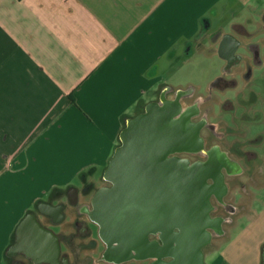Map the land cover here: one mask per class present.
Listing matches in <instances>:
<instances>
[{
    "label": "crops",
    "instance_id": "obj_1",
    "mask_svg": "<svg viewBox=\"0 0 264 264\" xmlns=\"http://www.w3.org/2000/svg\"><path fill=\"white\" fill-rule=\"evenodd\" d=\"M238 1L0 0V264H58V218L65 229L70 202L106 185L127 120L172 87L161 68L182 52L228 66L218 47L231 31L213 19ZM246 179L211 214L220 233L203 264H264L263 166Z\"/></svg>",
    "mask_w": 264,
    "mask_h": 264
},
{
    "label": "water",
    "instance_id": "obj_2",
    "mask_svg": "<svg viewBox=\"0 0 264 264\" xmlns=\"http://www.w3.org/2000/svg\"><path fill=\"white\" fill-rule=\"evenodd\" d=\"M193 113L176 97L150 102L127 120L121 144L104 172L110 186L101 187L92 200V217L111 253L119 251L111 244L119 238L125 248H146L140 256L155 257L157 264H203V246L211 236L208 227L216 225L208 215V199L212 192L221 196L224 188L213 172L204 173L209 165H191L179 156L199 152L202 146L201 125L192 120ZM218 157L220 169L228 168V158ZM208 177H213V185H207ZM202 187L207 202L189 207V200L200 196ZM152 235L159 236L161 244L150 240ZM168 255L177 260L162 262Z\"/></svg>",
    "mask_w": 264,
    "mask_h": 264
},
{
    "label": "rangeland",
    "instance_id": "obj_3",
    "mask_svg": "<svg viewBox=\"0 0 264 264\" xmlns=\"http://www.w3.org/2000/svg\"><path fill=\"white\" fill-rule=\"evenodd\" d=\"M221 13L220 16L213 19L215 23L214 27H222L230 32L233 30V26L244 25L250 33H255L252 38L253 42H264V30H260L264 15V0L238 1L234 4L233 10L228 12L222 11ZM182 53L184 54V52ZM183 54L182 57L174 60L173 64L161 68V74L165 78L164 84L176 89H191L194 87L196 89L194 98L201 94L205 95L209 84L225 71V62L216 54H206L203 52L196 53L191 59L185 61L186 56H183ZM261 56L264 59V46L262 47ZM239 79L240 84L237 89H228L220 95V101L225 103V108L218 107L214 110L215 103L219 101V99L215 98L209 103L202 105L203 110L205 107L210 106L209 121L215 123L214 132L208 128H205L201 132L202 136L207 139L208 145L219 143L224 150H227L231 156L241 163L243 172L238 177L239 179L226 175V181L230 189L236 188L237 181L239 180H244L247 187L249 183H252V181H246L248 174L261 170L262 166L264 169V65L254 67L252 76L247 82H244L245 78L240 77ZM172 96L173 94L169 95V97ZM194 98L184 101V104L191 103ZM193 120L196 121L197 119ZM210 155L211 157L204 162L198 161L189 164L206 163V165H209L204 173L213 172L216 180L222 185L221 188L225 189L220 171L222 161L218 160L219 150L213 148ZM189 157L191 160L199 158L194 154L189 155ZM229 167L237 169L236 165L232 163L229 164ZM200 176L201 180L203 175L200 174ZM74 183L78 184L79 179H76ZM104 183L108 184L109 182ZM258 183L260 184L259 181ZM101 184H103V181H92L89 186H91L93 192H96ZM203 187L200 188L202 193L200 196H197L196 199L193 196L189 200V207L192 208L194 204L197 206L199 203L205 204L207 202V198L203 192L205 188ZM211 201L214 204L216 202L214 197ZM202 206L205 207V205ZM215 240L214 238L212 241L215 242ZM214 242L205 247L204 250H209L215 244ZM116 243L119 250L118 254L129 255L137 253L141 255L146 251V248L143 247L137 249L133 247L125 248L126 243L121 242L119 238L116 240ZM99 251L100 248H96V252ZM98 260V257H96V263ZM176 260L173 257L170 261L175 262ZM151 261L152 258L138 262L131 261L125 264H150Z\"/></svg>",
    "mask_w": 264,
    "mask_h": 264
},
{
    "label": "flooded vegetation",
    "instance_id": "obj_4",
    "mask_svg": "<svg viewBox=\"0 0 264 264\" xmlns=\"http://www.w3.org/2000/svg\"><path fill=\"white\" fill-rule=\"evenodd\" d=\"M260 30H264V15L262 18V24L260 26ZM255 33H250L249 31H246L243 26H235L231 33L224 34L222 41L219 44V51L221 55L224 57H227L229 59L228 66L225 67V71L223 72V75L217 77L215 80H213L209 86L207 87L205 91V95L201 94L194 98L195 89L194 87L191 89H176V88H170L168 86H163L158 93V96L155 100L151 102H160L161 100H169V99H175L178 97L180 99V103L182 104L183 108L192 110L193 119H197L196 121L200 123V138L202 141V146L199 152H184L182 154H179L184 159H187L189 163L194 162H204L211 157V150L213 148H216L219 150V155H224L228 158V160L233 164L236 165L237 169L234 168H226L222 167L220 169L222 173V182L225 185V189L223 194L218 195L214 192H212L209 196V211L208 215L210 220L214 221L216 223L215 226L208 227V232L211 234L210 239L208 242L203 246V254L204 249L209 244L212 243V240L216 238L220 230L218 229V223L219 220L217 217H213L211 214L215 212V210L218 209V206H221L224 204V196L229 191L230 186L226 181V175L233 176L235 174L242 173V169L239 168V166L236 164V161L232 158V156L228 153L227 150H224L219 143H215L213 145H208V141L205 137L202 136L201 132L208 128L211 131L214 132L215 123L209 121V115L211 113L210 106L205 107L204 110L202 109V105L204 103H209L213 98L219 99L218 102L214 105V110H216L218 107L225 108V103L220 101V95L227 91L228 89H237L239 87V78H245L244 82H247L253 73V68L256 66L264 65V59L261 56L262 53V47L264 46V42H245L244 39L253 38ZM246 52L249 54V59L244 61V55L243 52ZM235 70V74L232 73ZM229 75V76H227ZM231 76V77H230ZM229 77V78H228ZM170 94H173L172 97H169ZM194 98L191 103L184 104V101ZM192 119V120H193ZM218 134V133H216ZM196 155L199 158L195 160H191L189 155ZM106 180V179H105ZM106 182H109L106 180ZM206 183L208 185L214 184L213 177H208L206 180ZM105 186H110V182L106 184ZM242 186V185H241ZM91 186L88 185V189ZM104 187V186H101ZM99 187L98 190L101 188ZM97 190V191H98ZM96 191V192H97ZM95 192V193H96ZM95 195V194H94ZM93 197L91 198V203H80L76 200H73L70 202V206L73 208V213L75 214L74 219L71 222H68V225H66L65 229L60 227V224H62L65 221V218H58V264H82L81 262V256L84 255V253H88L89 261L87 264H125L127 262L131 261H140L145 259H151L152 261L150 264H157L158 259L155 257L150 256H140L137 253H131L129 255L126 254H118L117 251H112L111 253V246L107 239H105L101 235V228L99 223L93 219L92 212L94 209L93 206ZM215 198L216 202L215 204L212 203L211 199ZM61 204V203H60ZM63 206V209L65 208V204H61ZM66 215V213H64ZM224 219H227L226 216L223 217ZM35 236L34 239H37L38 236L37 233H34ZM150 240L157 241L161 244V239L157 235L150 236ZM115 247L116 244L113 245ZM87 245V246H86ZM96 248H101L99 252H96ZM70 254L74 257V260H70ZM124 256V257H121ZM170 257V260L173 259L171 255H168ZM168 256H164L161 258L162 262L169 263L170 260L166 261V258ZM76 257L80 259V261L76 260ZM94 257H98V262L96 263V259ZM30 264H40V261L33 259Z\"/></svg>",
    "mask_w": 264,
    "mask_h": 264
}]
</instances>
